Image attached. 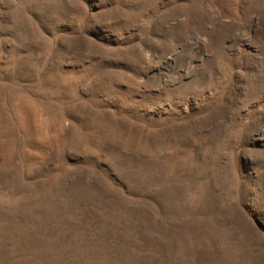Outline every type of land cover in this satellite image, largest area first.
Instances as JSON below:
<instances>
[{
	"label": "rangeland",
	"instance_id": "obj_1",
	"mask_svg": "<svg viewBox=\"0 0 264 264\" xmlns=\"http://www.w3.org/2000/svg\"><path fill=\"white\" fill-rule=\"evenodd\" d=\"M0 264H264V0H0Z\"/></svg>",
	"mask_w": 264,
	"mask_h": 264
}]
</instances>
